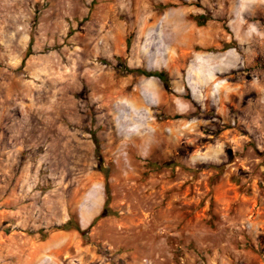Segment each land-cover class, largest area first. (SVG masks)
Segmentation results:
<instances>
[{"label": "rangeland", "instance_id": "1", "mask_svg": "<svg viewBox=\"0 0 264 264\" xmlns=\"http://www.w3.org/2000/svg\"><path fill=\"white\" fill-rule=\"evenodd\" d=\"M0 264H264V0H0Z\"/></svg>", "mask_w": 264, "mask_h": 264}, {"label": "bare ground", "instance_id": "2", "mask_svg": "<svg viewBox=\"0 0 264 264\" xmlns=\"http://www.w3.org/2000/svg\"><path fill=\"white\" fill-rule=\"evenodd\" d=\"M100 70V69H99ZM98 71V70H97ZM96 71V72H97ZM79 73V72H78ZM88 74V73H87ZM98 75V74H97ZM92 76V74H91ZM106 78V77H105ZM90 79V78H89ZM88 79V80H89ZM107 79V78H106ZM92 80V79H90ZM89 80V81H90ZM99 77H95L94 79V85H92V87H95V89L98 90H101L104 92V99L105 101H107V106L111 105L113 102H115L117 99V97L113 98L112 95H110V83H105L104 86H97V83L99 82ZM103 80V79H102ZM92 84V82H90ZM112 86V85H111ZM114 86V85H113ZM116 87V86H115ZM143 97V96H142ZM127 103L132 107V108H135V109H138L142 106V104H144V100L143 98H141V96L137 93L136 95H133V97H129V98H125ZM120 104V103H118ZM131 118V116H129ZM117 140V139H116Z\"/></svg>", "mask_w": 264, "mask_h": 264}, {"label": "trees", "instance_id": "3", "mask_svg": "<svg viewBox=\"0 0 264 264\" xmlns=\"http://www.w3.org/2000/svg\"><path fill=\"white\" fill-rule=\"evenodd\" d=\"M158 76H159L160 78H162L163 80L165 79L164 76H163L161 73H159ZM58 228H59V229H63V230H70V229H72V228H75V229L80 230V227H79L78 224H75L74 226H72L71 223H70V221H67V222H65L63 225L58 226Z\"/></svg>", "mask_w": 264, "mask_h": 264}]
</instances>
